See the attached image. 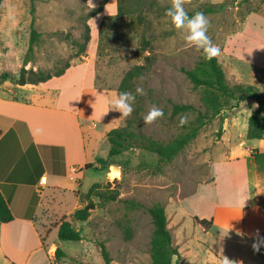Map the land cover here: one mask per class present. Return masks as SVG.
<instances>
[{
    "label": "rangeland",
    "instance_id": "rangeland-1",
    "mask_svg": "<svg viewBox=\"0 0 264 264\" xmlns=\"http://www.w3.org/2000/svg\"><path fill=\"white\" fill-rule=\"evenodd\" d=\"M99 1L1 0L0 72L7 71L11 77L1 82L0 88L12 95L19 94L21 84L15 79L27 51L31 19L41 33V40L33 46L32 56H28L30 60L24 66L34 69L50 67L71 53L67 42L58 40L53 32L68 31L77 36L78 16ZM154 1L161 7L160 14L154 8H148L139 23L123 15L100 25L105 15H112L116 10V1L106 0L103 9L87 19L90 43L87 42L84 54L70 62L75 65L94 58L96 84L107 87L110 105L119 94L117 86L124 72L134 64H143V56L152 53L154 59L148 71L130 84L129 92L136 96L131 115L138 107L142 132L153 139L167 141L184 130L196 114L189 111L172 115V102L190 103L197 110H205L201 89L193 87L182 70L192 67L201 51L184 40L182 30L169 25L164 10L170 0ZM221 1L224 0H184V8L188 12ZM235 3L228 4L221 11L204 13L209 20L207 34L220 48L216 58L228 84H252L264 93V0ZM99 25L102 28L100 35L97 33ZM144 46L149 51L142 50ZM137 87L143 88V95L135 93ZM152 106L162 109L164 115L145 123L143 116ZM255 106L252 99L231 100L230 105L207 121L170 161L159 160L156 153L138 147L108 156L106 130L123 126L125 119L131 116L125 117L110 108L107 122L98 125L90 144L101 160L95 168H88L85 172L81 190L86 191L93 182H99L97 190L115 192L116 198L103 200L91 195L95 207L82 221L73 219L69 211L66 219L83 238L60 241L66 256L55 264H102L99 242L108 251L111 264H149L152 223L147 208L155 202L164 207L167 227L178 246L181 264H218L208 251L211 248L204 238L218 249V257L224 262L221 264H225L222 257L229 264H264V247L253 251L254 240H240L237 233L225 235L217 225L211 223L204 228L193 220L194 215L208 217L213 201H232L237 196L238 188L234 181H228L226 172L231 168L236 170V167L217 161L210 171V163L222 158L223 148L243 135L248 113ZM262 107L264 115V104ZM182 115L187 121L181 126ZM85 124L84 129L88 130ZM87 152L91 154L90 149ZM112 166L118 171L113 176L109 174ZM211 173H214V181L202 184L193 194L196 184L210 180ZM79 200L80 205L76 208L86 202L83 193ZM260 202H264V193ZM126 228L130 232L128 239L124 236Z\"/></svg>",
    "mask_w": 264,
    "mask_h": 264
},
{
    "label": "crops",
    "instance_id": "crops-1",
    "mask_svg": "<svg viewBox=\"0 0 264 264\" xmlns=\"http://www.w3.org/2000/svg\"><path fill=\"white\" fill-rule=\"evenodd\" d=\"M95 62L90 57L59 76L21 84L18 96L0 88V192L13 215L0 222V264L48 262L60 242L59 222L80 205L88 170L84 164L95 168L101 158L90 144L98 125L110 116L107 87L96 84ZM246 128L237 141L223 148L222 158L210 163V171L217 161L236 167L226 172L238 194L232 201H213L206 219L211 218L212 226L225 235L239 229L240 240H255L257 231L264 236V202H260L264 176L257 172L250 150L264 151V138L247 137ZM211 175L210 180L197 183L192 193L213 182ZM204 239L213 260L221 264L218 249Z\"/></svg>",
    "mask_w": 264,
    "mask_h": 264
},
{
    "label": "trees",
    "instance_id": "trees-1",
    "mask_svg": "<svg viewBox=\"0 0 264 264\" xmlns=\"http://www.w3.org/2000/svg\"><path fill=\"white\" fill-rule=\"evenodd\" d=\"M116 10L112 15H105L100 21V25L105 23L109 19L121 17L127 15L134 18L139 23L144 19L146 10L148 8H154L157 14L160 10V5L154 0H115ZM250 0H229L215 3L205 4L197 9L188 11V15L200 11L203 13L217 12L223 10L228 4H240L249 2ZM1 2V0H0ZM106 0H100L96 6L87 7V10L81 12L77 18L78 34L72 36L68 31H54L53 35L58 40L66 41L70 46L71 53L67 58L57 60L50 67H37L33 68L25 67L24 65L30 60L28 56H32V49L34 45L40 42L41 33L34 27V19L29 22V38L27 51L22 61V65L19 67L15 82L18 84L33 83L37 84L43 82L53 76H59L66 68L71 65L70 60L74 57H80L84 54L87 42L90 43L89 26L87 19L93 15L98 14L102 9ZM98 26V35L102 30L101 26ZM99 49V44L97 50ZM142 50L149 51L145 46ZM143 64H134L129 67L122 75L117 90L118 92L129 91L130 84L133 80L142 77L149 69L151 62L154 59L152 53H148L143 56ZM185 76L191 82L193 87L201 89V100L205 106L204 111H200L194 108L190 103H173L171 105V114L185 113L189 111H195L194 118L189 124L184 126V130L177 133L171 139L167 141H159L144 134L140 129V117L138 115L139 108H135L131 116L125 119V124L120 127H113L109 129L106 134V140L108 142V156L118 155L131 147H138L144 150L152 151L158 155V159L162 161H170L175 155H177L184 146L193 139L198 130L213 116L219 114L220 110L230 105V101H238L244 99H252L255 101L256 106L250 112L247 117V128L245 135L249 138H264V115L261 113L264 104V93L258 90L252 84H228L225 75L221 68L220 62L216 56L210 60L204 59L202 52L199 55L198 60L190 68H182ZM11 75L7 71L0 72V84L4 80L10 78ZM220 132V128L217 131ZM42 146H40V149ZM44 154V150H41ZM250 155L252 156L256 170L260 174H264V151H258L257 149H251ZM101 159H99L100 161ZM85 168L93 167L92 163H85ZM100 186L99 182H93L89 188L83 192L86 202L83 206L76 208L71 216L75 220H85L92 209L95 207V203L90 198L91 195H96L103 200H114L116 198L115 192L104 193L97 190ZM148 213L151 218L152 231L149 239V264H181L180 253L178 246L173 242V237L170 230L167 227V220L165 210L162 204L159 202L152 203L148 208ZM13 218V215L0 192V222H7ZM193 220L199 223L204 228L211 225V218H198L193 216ZM124 236L129 238L130 232L125 229ZM56 238L58 241L72 240L79 241L83 237L80 232L70 224L66 219L59 222L57 227ZM100 256L102 258V264H111V257L106 250L102 242L98 243ZM66 253L60 244H56L53 250L52 259L45 264H55L61 258L65 257Z\"/></svg>",
    "mask_w": 264,
    "mask_h": 264
},
{
    "label": "clouds",
    "instance_id": "clouds-1",
    "mask_svg": "<svg viewBox=\"0 0 264 264\" xmlns=\"http://www.w3.org/2000/svg\"><path fill=\"white\" fill-rule=\"evenodd\" d=\"M164 16L172 28L184 32V40L199 49L204 59L210 60L220 53V48L212 42L207 34L209 20L203 12L197 11L189 16L184 8V0H170L169 6L164 10ZM135 93L143 95L144 90L141 87H137ZM135 99L136 96L132 92H120L115 99L110 101L109 108L119 111L121 115L127 117L133 111ZM163 115L162 109L152 106L143 116V121L145 123H151ZM186 121L187 117L182 115L179 123L182 126ZM235 231L237 235H241L239 229ZM261 247H264V236H261L259 231H257L252 249L253 251H258ZM225 264H227V259H225Z\"/></svg>",
    "mask_w": 264,
    "mask_h": 264
},
{
    "label": "bare ground",
    "instance_id": "bare-ground-1",
    "mask_svg": "<svg viewBox=\"0 0 264 264\" xmlns=\"http://www.w3.org/2000/svg\"><path fill=\"white\" fill-rule=\"evenodd\" d=\"M111 171L112 172L109 173L111 176L116 175L118 173V171L113 166L111 167Z\"/></svg>",
    "mask_w": 264,
    "mask_h": 264
}]
</instances>
